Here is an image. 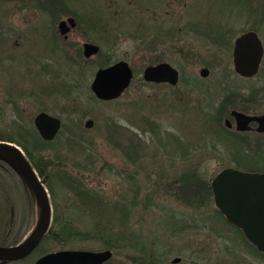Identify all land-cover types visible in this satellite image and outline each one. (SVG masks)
Masks as SVG:
<instances>
[{
	"label": "rangeland",
	"instance_id": "rangeland-1",
	"mask_svg": "<svg viewBox=\"0 0 264 264\" xmlns=\"http://www.w3.org/2000/svg\"><path fill=\"white\" fill-rule=\"evenodd\" d=\"M225 1L195 0L188 9H184L191 14L209 12V19L214 25L230 19L235 12L249 15L250 10H256L255 0H249L252 5L237 8L232 5L237 0H227V5ZM230 2L231 7L228 6ZM67 3L71 8L79 9L78 4L69 1L65 5ZM103 4L107 6L105 15L95 17L96 23L92 24L87 23L88 18L84 16L86 20L82 18L81 28L72 31L67 42L68 46H79L80 49L81 38H85L98 43L110 62L118 58L129 62L133 69L129 86L117 98L107 101L91 96L89 84L97 67L93 58L84 60L82 57L72 56L71 59L60 61L57 52L48 55L47 36L36 33L38 30L40 33L45 31L52 25L49 22L52 20V26L55 27V22L65 15V8L59 7L63 5L62 0H0V132L20 139L23 135L20 124L33 125V116L44 108L61 117L65 124L63 131L60 128L56 134L58 138H53L55 141L52 146L43 153H49L54 161L58 160L56 152L67 156L70 166H74L76 162L75 166L79 165L83 169L84 166L80 163L86 155L85 148L84 152H79L73 145L71 148L66 138L68 130L76 126L86 129L85 136L93 139L96 152L93 168H84L87 182L98 187L108 197L114 198H130L134 194L131 187L135 183L143 187L135 195L138 196L137 206L131 212L128 222L136 232L153 240L154 247L160 251V264H264V258L252 251V248L250 250L241 233L221 216L215 206L210 180L219 169L233 163L227 161V151L218 142L223 141L222 137L215 138L217 134L215 135L213 128L203 125L205 107L195 109L188 105L196 103L204 106L195 101L197 97L192 98L199 89L191 91V95L192 83L189 78L196 76L197 86L200 80V84L207 90L209 86L210 92H214L215 86L224 83V80L220 82L223 79L220 76L226 73L224 61H186L184 53L191 48L189 45L187 48L184 46L182 56L160 46V42L150 52L146 44L148 34L145 30L143 32L145 19L132 16L130 10H127L134 7L142 12L141 4L125 0H104ZM79 5L83 8L85 5L95 12L100 9L99 0H79ZM51 10L54 11L53 15L50 14ZM122 10L124 12L120 13ZM102 11L101 8L99 13ZM187 19L184 17V22ZM259 31L264 37V24ZM189 36L193 37L189 33L184 34V37ZM201 45L208 49L202 41L197 46L200 48ZM163 48L166 51L163 52ZM156 55H163L179 69L178 84L157 86L142 82V70L149 63L147 59ZM204 62L212 63L207 77L198 74ZM65 80L71 84L76 83L71 88L78 100L75 106L71 105V97L55 91L57 87L63 88ZM140 101L147 102L141 104ZM201 102L204 100L201 99ZM181 106H187L188 111H181ZM143 113L155 118L159 128L153 130L145 124H141L145 131L138 128L137 122ZM88 117L94 120L90 128L84 127V121ZM110 119H114L119 127L136 132L140 138L138 156L137 153L128 156L122 150L121 146L128 143L123 135L115 140L109 138L105 130ZM174 135L182 141L195 139L194 142H188L192 144L190 154L181 153L183 148L176 143ZM163 143H166L165 147ZM212 143L216 145L215 148ZM4 168L7 167L3 165L1 168L0 165V241L9 244L14 236L24 238L31 232L36 213L34 200L27 186L12 171ZM192 169H196V174L202 177V187L198 192L182 191L169 182L182 172ZM146 171L149 172V177L145 175ZM129 172L140 180L131 182V178H127ZM52 185L56 190L55 197L50 195L52 208L56 202L65 210L68 203L65 187L57 179L52 181ZM146 193L150 194L149 201L144 199ZM138 206L140 210L137 212ZM73 217V223L80 227L87 218L76 215ZM7 219L12 225L9 231L5 228ZM112 224L118 235L122 227L118 218ZM60 248L98 250L104 247L100 241L92 238L76 239L73 244L65 247L46 239L40 241L28 256L9 260L6 264H31L39 255ZM127 250L130 249H112L111 257L101 264H136L125 255ZM175 256H179V260L171 262Z\"/></svg>",
	"mask_w": 264,
	"mask_h": 264
},
{
	"label": "flooded vegetation",
	"instance_id": "flooded-vegetation-1",
	"mask_svg": "<svg viewBox=\"0 0 264 264\" xmlns=\"http://www.w3.org/2000/svg\"><path fill=\"white\" fill-rule=\"evenodd\" d=\"M69 1L74 2L73 4H78L77 6H79V9H76V7L71 8L68 3L65 5V3ZM125 1L138 2L143 8L142 12L139 11L138 8L134 7L133 9L130 8L127 10H130V15L145 19L146 26L143 28V32L145 30V33L148 34L146 44L148 45L150 52H152L153 48L158 46L157 43L160 42V46H164L168 50H173L182 56L184 46L186 45L187 48V45H189L191 48L187 49L184 53V60L186 61H224V69L226 73H224L225 75L220 76V78L223 77L220 82L224 80V83L221 82V84L215 86L217 89L213 86V88H215L213 90L214 92H210L211 89L209 86L207 87L209 90H207L202 84H200V80H198L199 84L197 86V78H194L196 76L189 78L191 83L193 81L190 86L191 91L194 92V89H199V91H195L196 93L192 96V98L194 99V97H197L195 101L204 104L202 107L199 105L200 107L197 109H203V107H205L206 112L219 113V119H221V121L218 124L210 122L206 123V125L209 126V128H213L212 130L216 133L221 132L220 135H227V161L233 163L227 165V167L264 173V128L259 129L260 122L257 118L246 117L259 116L264 118V37L259 31L260 27L264 24V0H255L256 10H250L249 15H244L242 12H235V14L231 15L230 19L228 18L218 25H214L211 22L209 19L210 14L207 11L204 14H191L185 10L188 9L191 3L195 0ZM209 1L210 0H208V2ZM237 1L232 4L236 8L238 6L242 7L243 5H252V2L249 3V0ZM103 2L104 0H99L100 9H103L101 12L103 14H101L99 13L100 9L98 10L99 12H95V10H90L85 5V8L81 7L79 5V0H62L63 5H60L59 7L62 9L65 8V15L59 18L57 22L54 21L56 23L55 27L52 26L54 25L52 20L49 21L52 25H49L46 28V32L43 31L40 33L39 30L36 32L44 37L47 36L46 48L48 49V55H52L53 52H56L58 47L61 48L60 46H63L67 48V56L69 59H71L72 56H79L80 58V54L84 60L97 56L101 57L103 55V51L98 43L81 38L82 41L79 49V46L78 48L73 45L68 46L67 40L72 31L81 28L80 24L81 22L83 23L82 18H84V16L85 18H88V20L85 18L84 20H86L87 23L92 24L96 23L95 17L105 15L107 12L105 8H107V6L104 5ZM225 5H227V0L225 1ZM228 6L231 7V2ZM88 10H90L89 13H87ZM53 12L54 11L50 12V14L53 15ZM114 12L117 13V10ZM122 12H124V10L120 11V13ZM55 13L57 14V11H55ZM68 17L73 18L74 25L71 26L70 22L66 21V24L62 29H65V27L68 28L61 32L58 23L60 20L67 19ZM184 17L188 18L186 22H184ZM51 18L53 17L51 16ZM248 31L254 32L260 41L262 52L259 59H256L257 51L251 49L250 46L247 45V40L237 43L238 39ZM185 33H189L193 37H184ZM201 41L203 42V45L208 46V49H204V46L202 45L200 48L197 46ZM83 42L96 44V50L89 56H85L83 54ZM70 49L75 50L74 55L71 53L72 50L70 51ZM162 50L163 52L166 51L164 48ZM44 54H46V52ZM119 59L123 58H118L113 61H117ZM65 60L66 59H64V61ZM73 61L76 60L73 58ZM147 61H149L148 64H155L159 61L169 62V60H167L163 55H156L153 57L149 56ZM235 61H259V64L255 72L247 74L244 70L241 71L237 69ZM169 63L174 66L171 62ZM203 64L204 65L201 67H206L208 69V74L204 76L200 75L199 72L198 74L201 77H207L210 73L212 63L204 62ZM174 67L178 71V80L174 84L167 81H144L151 84L174 86L178 84L180 75L179 69L176 66ZM194 79H196V83H194ZM192 92L191 95L193 94ZM201 99H203L204 102H201ZM205 99L207 100L206 102ZM181 108H183V106H181ZM242 236L244 241L248 244V247H250V250L252 246L257 249V247L248 240L243 232ZM249 243H251L252 246L249 245ZM257 250L260 251L259 249ZM260 252L263 253L262 251ZM7 261L9 260L0 258V264H6Z\"/></svg>",
	"mask_w": 264,
	"mask_h": 264
},
{
	"label": "trees",
	"instance_id": "trees-1",
	"mask_svg": "<svg viewBox=\"0 0 264 264\" xmlns=\"http://www.w3.org/2000/svg\"><path fill=\"white\" fill-rule=\"evenodd\" d=\"M38 1L40 2L42 0H38ZM60 47L61 48L58 47L56 49L57 52L56 54L58 55L59 59L63 61L64 59L68 58L67 56L68 52L66 50L67 49L66 47L63 46ZM71 53H75V52H71ZM80 56L82 57L81 54ZM93 59L95 60L96 66H102L110 63L109 61L110 59L105 54L102 55L101 57L100 56L94 57ZM87 60H90V58ZM142 82L147 83L146 81H144V79L142 80ZM194 83H196V79H194ZM75 85L76 83L72 82L71 84L67 80H65L62 89L60 87L55 88V91L61 92L63 93V95H66L67 97H71L73 99L71 105L73 104L74 106L76 105L78 100H76L77 96L74 94V91L71 88L74 87ZM152 85H157V84H152ZM91 96H93L95 99H98L94 96L93 93L91 94ZM146 102L147 101L144 102L140 101L141 104ZM188 105H191L195 109L200 107L199 105H196V103H192V104L190 103ZM187 108H188L187 106L186 107L183 106V108H181V111L185 110V112H187L188 111ZM41 109L45 110L44 108ZM143 114L144 115H141L140 118L138 119L139 121L137 122L138 128H140L142 131H145L144 125L141 124H145L148 128H151L153 130L159 128V123L155 120V118L153 119V117H151L150 114H145V113ZM203 114H202L203 115L202 121H204L203 125L210 122L212 123L214 122L215 124H218L221 121V119H219L220 118L219 113L217 112L207 113L206 111H204ZM188 115L190 114L188 113ZM195 118L197 119L196 116ZM64 124H65L64 122L61 123V129H60L61 132L63 131ZM20 128L22 129L23 132L22 133L23 135L21 136L20 139L13 137L11 134L5 132H0V139L12 140L15 141L18 145H20V147L25 152L26 156L33 163L37 172L39 173V175L42 177L45 184L47 185L51 197H55L56 190L52 185V181L56 179L57 181H61L62 185L65 187L66 193L68 194V196H66V199H68V203L66 205L65 210L63 209V207H59L56 202L53 205L51 226L41 241L50 239L56 244H58L60 247H65L66 245L73 244L76 239L92 238L100 241L104 248H110L111 250L114 249L115 251L119 250V248L122 247H126L130 249L126 251L127 254L125 255L129 257L132 261H134L136 264L161 263V259L159 257L160 251L157 250V247L156 248L154 247L153 240L149 239L148 237L146 238V236L141 232H136L133 229V227H131L132 225L128 222L131 212L137 206L136 199L138 196L135 195H137V193H139L143 188L139 183L138 184L135 183V179L140 180L139 178H136V176L130 172L128 173L129 175H127V178L129 179L130 177L131 182L135 183L134 186L131 185L132 186L131 189L134 191V194H132L130 198L129 197L114 198L112 196L108 197V195L105 194L103 191H101L98 187L90 185L85 177V170L93 168V164L95 161L94 154L96 153L93 148V139L85 136L86 129L82 128V126H76L74 129L72 128L68 130L69 133L67 134V138H66V141L70 143L69 146H71V148L73 146H76L75 149L79 150V152H84V148H85L86 155L83 161H81L80 163L84 166V168H86L84 170V168L83 169L80 168L79 165L78 167H76L75 166V164H77L76 162L75 164H73L74 166L72 165L70 166L68 161L69 157L67 156L64 157L56 152V157L58 160L54 161L49 156V153H47L46 155L45 153H43L44 150H48L49 147L52 146L55 139L58 138L57 135L55 139L44 140L39 136L38 132L36 131L35 127L32 124L27 126L20 124ZM128 129H126L125 127H119V125L116 123L114 119H110L107 121L105 131L107 132L109 138L113 140L119 137V135H123L126 139H128V143L126 144L124 143L125 146H121L122 150L128 156H131L135 153H137L138 156L139 154L137 151V147L140 145L139 142L140 138L138 137L135 131H130ZM220 133L221 132L219 133L217 132L215 138L220 139L222 137L223 141L218 140V142L221 143L223 149L227 151V135L226 134L220 135ZM173 138L176 141V143L179 145V147L181 146V148H183V150H181L182 154L191 153L192 144L188 142H192V141L194 142L195 139L189 141L190 139L189 138L186 139V141L184 140L185 141L184 142L182 141V139H179L177 135L176 136L174 135ZM161 139L162 137L159 138V140ZM165 144L166 143H163L164 147ZM212 145L214 148L216 147L214 143H212ZM194 147H196V145H194ZM2 164L7 167L4 169L12 171L22 181L21 177L11 167H9L7 164H5L0 160L1 168H3ZM145 175H148L149 177L150 174L148 171H146ZM201 178L202 177L196 174V169H192L182 172L176 178H174L169 182L175 184L177 188H181L182 191L188 190L189 192L196 193L202 187V180L200 181ZM23 184L25 185L24 182ZM206 185H208V183H206ZM208 192L210 193L209 187H208ZM144 199L146 201H149L150 194L146 193L144 195ZM136 209H137L136 211L138 212L140 210V207ZM220 214L222 217H224L221 212ZM74 215L78 216L79 218L82 216L87 217L85 224L80 227L79 225L73 223L72 219H74L73 217ZM117 218L118 221L120 222V225L124 228L122 229L121 227L118 235L117 232L114 231L113 229L114 225L112 224V221L114 222V220ZM0 219L2 221V217H0ZM7 220L5 222L6 224L5 228L7 229V231H9L12 225H11V221L9 219ZM9 221L10 224H8ZM231 226L242 235V232L239 228L233 225ZM21 237L16 238V236H14L13 238L10 239L11 243L18 242L20 239L23 238ZM0 243L3 242L0 241ZM249 245L252 246L251 243H249ZM251 248H253V251L255 253L261 255V257L264 258V253L258 251L254 246H252ZM4 260H9V259H4ZM10 260H15V259H10Z\"/></svg>",
	"mask_w": 264,
	"mask_h": 264
},
{
	"label": "water",
	"instance_id": "water-1",
	"mask_svg": "<svg viewBox=\"0 0 264 264\" xmlns=\"http://www.w3.org/2000/svg\"><path fill=\"white\" fill-rule=\"evenodd\" d=\"M66 21L74 25L72 17L62 19L58 26L61 32ZM247 40V45L256 50L259 59L262 47L256 34L248 31L242 35L237 43ZM83 54L89 56L96 50V44L83 42ZM239 70L247 74L256 71L259 61H235ZM246 70V71H245ZM200 75H207L206 67L199 68ZM133 69L124 59L113 61L104 66H98L89 87L94 96L100 100L117 98L130 84ZM142 77L146 81L174 84L178 80V71L167 61L147 64L142 70ZM257 118L259 129L264 128V118ZM227 122V119H226ZM33 125L39 136L44 140H52L61 128V118L46 110H39L33 116ZM93 125V119L88 117L84 126ZM244 128V127H240ZM0 160L11 167L28 187L35 204L36 219L31 232L16 243L0 244L1 259H18L31 253L48 232L52 222V204L50 194L44 180L37 172L33 163L26 156L23 149L15 141L0 139ZM210 189L217 209L225 219L238 227L264 253V173L252 172L224 166L219 169L210 180ZM112 255L110 248L84 249L61 248L39 255L31 264H101ZM179 260V256L171 262Z\"/></svg>",
	"mask_w": 264,
	"mask_h": 264
}]
</instances>
